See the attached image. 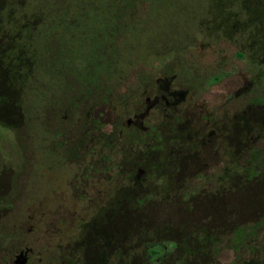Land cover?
Here are the masks:
<instances>
[{"label": "rangeland", "instance_id": "rangeland-1", "mask_svg": "<svg viewBox=\"0 0 264 264\" xmlns=\"http://www.w3.org/2000/svg\"><path fill=\"white\" fill-rule=\"evenodd\" d=\"M5 1L0 0V264H13L16 251L28 246L35 250L31 264L75 259V264H93L84 241L95 237L108 240V248L98 245V257L105 258L101 264H146V251L154 252L151 264H264V0H147L135 16L128 11L132 0H78L73 13L62 6L58 15L25 16L31 36L26 45L18 42L24 48L9 37L16 31L7 23L8 13L1 12ZM37 23L39 30L33 29ZM126 30L135 41L123 47L133 60L124 54L119 65L145 60L138 74L148 97L155 94L154 80L166 71L174 89L190 92L181 111L154 110L148 122L162 124L165 156L176 144L193 154L169 165L168 190L159 193L154 178L147 177L157 166L149 158L144 187L123 184L102 212L91 214L90 226L81 228V251L74 250L75 242L66 244L68 212L49 213L40 231L28 235L35 222L28 219L31 205L41 199L31 197L28 179L39 186L37 194L47 170L39 159H46L39 136L64 130L58 141L74 145L76 129L92 126L94 119L115 129L127 113L116 93H132L133 100L142 92L132 81L119 84L117 91L112 78L118 73L106 63ZM64 41L75 44L70 48ZM163 61L168 63L160 66ZM177 119L183 128L173 125ZM218 122L224 129L213 126ZM249 123H261L263 129L253 134ZM107 130L96 138L108 137ZM251 150L260 156L253 157ZM199 174L208 179H196ZM213 238L216 245L208 246Z\"/></svg>", "mask_w": 264, "mask_h": 264}, {"label": "flooded vegetation", "instance_id": "flooded-vegetation-1", "mask_svg": "<svg viewBox=\"0 0 264 264\" xmlns=\"http://www.w3.org/2000/svg\"><path fill=\"white\" fill-rule=\"evenodd\" d=\"M127 33H129V31H127ZM120 41L116 42L114 46L116 54L111 58L109 61L110 63L108 61L106 62L108 63L107 65L113 67V71L115 70L116 73H118L112 80L114 84H116L117 91L119 90V84L129 85L132 81L135 87L137 86V88H140V91L142 90L141 94L138 95L136 99H133V101L131 100L132 93H116L127 105L126 115L118 122L115 129L110 128V126H105L103 128L102 123L97 119L92 120V126L88 125L86 128L78 127L76 129V133L79 137L78 144L69 145L66 141H58L57 138L62 139V135L60 134L63 133L64 130L58 131L55 136L47 134L44 130L43 133L45 135H40L39 139L44 142L43 154L46 159H39L43 160L42 164L47 165V170L42 174L44 177L43 185L37 189V194L34 192V189L39 186L34 185V179H28V182L31 184L29 188L31 197H41L38 202H34L31 205L32 215L29 216L28 219L35 220V222H31L29 225L28 235L40 231L39 226L42 223L41 221L44 217H47L49 213L62 211L71 213L70 217H68V220L71 221L70 225L67 227L69 232L65 238L67 240L66 244L75 242V246L76 244L78 245L77 250L76 248L74 249L75 251H81V239L79 238L81 235V228H85L87 224L90 226L88 222L90 221L91 214L102 212L113 197L119 196L118 192L122 189L123 184L132 190L135 186L144 187L145 173L149 162L152 161L157 165L153 170L154 176L148 175L147 177L151 180L154 178L153 180L156 182L157 187L154 192L159 193L160 191H164L163 189L168 190L166 181L171 179L169 176L171 173L167 171H171L172 169L169 165H173L174 167V165H176L175 161L181 160L183 157H191L190 155L193 154L191 148L186 146H181L179 148V144H176V149L170 152L168 157L165 156L162 151V147L166 144L165 139L161 137L162 124L150 125L148 122L149 116L154 110H162L166 113L172 110L181 111L189 104L190 92L187 89H174L172 74L166 71L165 76L158 77L154 80L152 85L155 94L152 98L148 97L147 91L143 87V76L138 74L144 68L145 60L142 61V59H140L137 62L128 60L124 61V65L121 66L122 63L119 65L118 59L122 58V56L120 57L117 53L116 47H119ZM15 48V46L11 47L12 50ZM236 54L245 57L242 52H235L234 55ZM12 57L13 56H11V59ZM166 63L168 62L163 61V64L160 66L166 65ZM121 67H124L123 70H121ZM133 73L135 77H132ZM224 80L225 79L214 82L212 85L223 82ZM114 89L115 88H113V91ZM126 99H128L129 102H126ZM130 111L133 113H130ZM65 118H67V113H65ZM86 118L87 122L91 120L89 114ZM205 120L207 122H213L214 118H206ZM246 124L248 123L246 122ZM173 125L176 128H183L184 126L178 119L174 120ZM213 126L217 129L222 126L221 129H224V125L220 122L213 124ZM106 128H109V130L106 131L108 137L104 138L100 136L96 138L97 134L102 133V130ZM248 128H250L251 133L259 132V129H263V124L249 123ZM30 137L32 139L34 138L32 136ZM254 137L256 138L257 136ZM91 140L94 141L91 142ZM127 142L134 148L126 146ZM132 150L134 152H131ZM46 154L48 157H45ZM260 154H258L256 150H251L250 155L256 158L259 157ZM152 157L155 160L150 161L149 158ZM125 169L126 172H124ZM254 169L255 168L247 170V172H253ZM45 174L51 176L47 178ZM196 179L207 180L208 177L199 174L196 176ZM131 193L133 192L130 190L127 192V195H131ZM188 194L190 193L184 192L182 196L188 197ZM109 205L111 206V204ZM106 211L108 212V209H106ZM82 213L84 215H82ZM89 239L90 240L87 242L84 241V247L87 248V259L93 264H101L102 259L105 261V258L103 254L102 257H98L97 252L102 250L98 248V245H100L101 248H103V245L104 248H108V240L107 238L95 237V242H93L94 238ZM103 251L106 250L103 249ZM107 253L106 251L104 255ZM19 255H23V259L25 260L24 264H31L35 255L34 247L28 246L23 250L16 251L13 264H16V259ZM74 258H77L76 254ZM72 262L75 264L77 260L75 259V263L73 260Z\"/></svg>", "mask_w": 264, "mask_h": 264}, {"label": "trees", "instance_id": "trees-1", "mask_svg": "<svg viewBox=\"0 0 264 264\" xmlns=\"http://www.w3.org/2000/svg\"><path fill=\"white\" fill-rule=\"evenodd\" d=\"M77 1L78 0H61V1L60 0H6L5 2L2 3V5L5 6V9L3 8L1 10V12L8 13L7 23L8 24L12 23V25L14 24L15 25L14 30L17 33L16 34L14 32L13 37L12 36H9V37L13 39V41H14L13 43L16 46L17 45L19 46L18 42H21V41L24 42V45L28 44L25 41L26 39L29 40V37L31 36V34L28 33L29 32L28 30L31 29V25L27 24L29 21L27 18L28 16H31L32 14H40V15H45V16H47V15H58L62 11V6L65 8V11H69L70 13H73V12L77 11L75 9L77 6ZM146 1L147 0H132V1H130V3H129L130 9L128 11L134 13V16H135L139 12L140 8H141V10H143L145 7H147ZM63 2H64V5H63ZM14 12L17 13L16 17L11 16ZM25 16H27V17H25ZM5 18L2 17V19H1L3 21V28H2L3 31H5V28H6V27H4V22L6 20ZM42 20H41V22H42ZM43 21H45V20H43ZM50 21L54 22L53 19L52 20L50 19ZM69 21H71V20L70 19L66 20V22H69ZM259 23L262 24L263 21H261ZM40 24L41 23H39V25H38V23H37V25H34L33 29H36V30L41 29L42 25H40ZM10 27H11V25H10ZM9 33H11V32H9ZM131 33H133V32L129 31V33H126L123 35V38L120 37L121 41L119 43V47H116L117 53L119 55L122 52V59H123L124 54H126L127 57L132 59L131 58L132 55L130 56L131 53H129L128 51H125L124 47H123L125 42L126 43L128 42L129 45L132 46V42L135 41L133 39L132 40L128 39V37L130 35H132ZM134 35L136 36L137 33H135ZM65 38H67L66 35H65ZM75 39H76V37L72 38V40H74V41H75ZM64 42H65L66 46L70 47V48H72V45L75 44V43H71L68 41H64ZM24 45L19 46V47L24 48ZM25 55H26V53H25ZM120 57H121V55H120ZM22 60H25V58L23 57ZM152 197L150 196V198H152ZM147 198L150 199L149 197H147ZM197 237L202 238V236H199V235H197ZM237 237H238V239H237L236 243L238 241H240V235L235 233V238H237ZM195 241L197 242V240H195ZM209 245L210 246L216 245L214 238L210 241L208 246ZM190 248H192V247H190ZM190 250H192V249H188V253L190 252ZM149 253L154 254L153 251H146V256L144 259L146 261V264L152 263L151 260L149 259ZM207 253H208V250H207ZM208 256H209V254H208ZM185 260H186V258H185ZM209 262H211V260H209Z\"/></svg>", "mask_w": 264, "mask_h": 264}, {"label": "water", "instance_id": "water-1", "mask_svg": "<svg viewBox=\"0 0 264 264\" xmlns=\"http://www.w3.org/2000/svg\"><path fill=\"white\" fill-rule=\"evenodd\" d=\"M25 260L23 259V255H19L16 259V264H24Z\"/></svg>", "mask_w": 264, "mask_h": 264}]
</instances>
